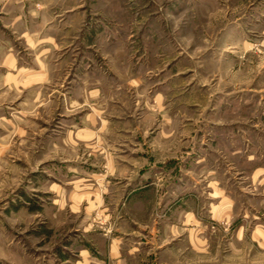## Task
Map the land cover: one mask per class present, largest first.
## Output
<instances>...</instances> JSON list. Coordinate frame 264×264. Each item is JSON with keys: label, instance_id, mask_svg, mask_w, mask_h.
<instances>
[{"label": "crops", "instance_id": "obj_1", "mask_svg": "<svg viewBox=\"0 0 264 264\" xmlns=\"http://www.w3.org/2000/svg\"><path fill=\"white\" fill-rule=\"evenodd\" d=\"M249 1V14L237 17L231 27L250 22L264 32V0ZM46 3L37 10L33 0H0L7 19L0 27V91L12 96L32 92L34 108L52 104L58 95L60 107L71 111L60 114L59 132L54 128L45 137V143L52 141L49 147L58 146L64 157L49 165L58 166L65 178L48 181L49 206L28 214L38 219L29 224L33 238H22L19 229L9 235L4 225L0 227V264H150V260L190 264L181 261L182 245V253L199 255L203 264L206 260L211 264L213 220L219 231L232 224L230 239L238 250L246 234L242 221L250 217L256 220L253 242L264 251V115L253 121L251 151L244 154L238 147L235 151L250 162L249 169L236 167L240 189L249 188L259 204L241 213L236 192L216 175L217 167L201 156L189 164L199 150H185L186 174L181 173L183 164L170 165L171 159L163 158L171 155L179 162L178 150L164 148L165 140L175 138L176 132L162 127L164 117L151 128L146 116L133 115L148 98L142 97L146 74L117 68L126 61L120 62L109 33L88 29L91 35L84 42L83 21L72 7L74 2L55 4L65 12L58 18ZM78 41L86 49L69 52L67 48ZM99 55L104 58L102 67L96 65ZM74 57L77 63H72L67 77L56 81ZM43 84L53 85L46 98L38 89ZM19 100L11 105L2 101L0 109L18 107L14 102ZM129 106L132 111L126 116L116 115V108ZM138 123L144 125L142 131ZM174 168L175 174L167 178ZM197 193L208 204L206 217L194 207ZM12 216L20 222V214Z\"/></svg>", "mask_w": 264, "mask_h": 264}, {"label": "rangeland", "instance_id": "obj_2", "mask_svg": "<svg viewBox=\"0 0 264 264\" xmlns=\"http://www.w3.org/2000/svg\"><path fill=\"white\" fill-rule=\"evenodd\" d=\"M33 1L37 10L41 3L47 2L50 14L57 18L65 12L54 8L55 4L74 2L72 7H76L83 21V41L91 35L88 29L100 28L103 34L109 33V41H114V48L122 58L120 62L126 61V65H117V68L128 67L133 72L146 74L142 97L148 95V98L132 113L138 118L146 116V125L151 128L164 117L162 127L176 132L175 138L165 140L164 144L166 152L178 150L180 153L178 163L175 158L172 160L174 156L164 155L166 161L171 159L170 165L183 164L181 173L186 174L183 172L188 168L185 150H199L201 155L194 153L189 164L205 157L206 164L217 167L216 175L236 192L241 213L259 207L249 188L240 189L242 180L239 182L236 171V167L249 169L250 162L242 154L251 151L253 121L264 115V32L262 27H252L250 22L244 27H231L237 17L245 12L249 14V0H243L244 3L241 0ZM1 7L0 27L7 20ZM67 49L78 54L86 48L78 41ZM99 56L96 65L102 67L104 58ZM75 58L65 65L63 77L57 76L56 81L67 77L66 72L74 66L72 63H77ZM52 86H39L41 98H46ZM161 94L163 97L157 99ZM33 96L32 92L12 96L5 90L0 91V103L6 101L11 105V101L20 99L14 102L18 107L0 109V116L4 115L0 117V227L4 225L9 235L19 229L25 239L33 238L35 233L30 232L29 224L38 220L29 218L28 214L43 212L45 205L49 206L46 201L52 193L45 192L48 181L65 178L61 175L65 172H60L58 166L49 165L64 157L59 154L58 146L49 147L52 141L45 143L46 133L55 128L57 134L60 114H71L60 107L58 95L52 104L35 108ZM124 101L129 104L126 96ZM130 111V106L116 108V115L126 116ZM143 126H139L141 131ZM237 147L243 153L237 154ZM175 171V168L170 171L167 178ZM196 195L197 213L208 216V204L203 196ZM12 212L20 214V222H15ZM242 222L246 234L242 247L237 250V243L230 239L232 224L219 231L220 225L213 220L211 228L215 231H212L209 263L264 264V251L253 242L251 235L256 220L250 217ZM182 251L181 261L203 264L199 255Z\"/></svg>", "mask_w": 264, "mask_h": 264}, {"label": "bare ground", "instance_id": "obj_3", "mask_svg": "<svg viewBox=\"0 0 264 264\" xmlns=\"http://www.w3.org/2000/svg\"><path fill=\"white\" fill-rule=\"evenodd\" d=\"M61 80V79H60Z\"/></svg>", "mask_w": 264, "mask_h": 264}]
</instances>
